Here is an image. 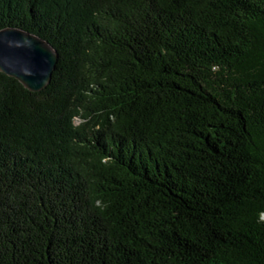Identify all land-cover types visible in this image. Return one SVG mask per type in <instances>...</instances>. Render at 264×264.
Here are the masks:
<instances>
[{
  "label": "trees",
  "instance_id": "1",
  "mask_svg": "<svg viewBox=\"0 0 264 264\" xmlns=\"http://www.w3.org/2000/svg\"><path fill=\"white\" fill-rule=\"evenodd\" d=\"M59 53L0 71V264H264V0H0Z\"/></svg>",
  "mask_w": 264,
  "mask_h": 264
},
{
  "label": "water",
  "instance_id": "2",
  "mask_svg": "<svg viewBox=\"0 0 264 264\" xmlns=\"http://www.w3.org/2000/svg\"><path fill=\"white\" fill-rule=\"evenodd\" d=\"M59 53L43 38L21 29L0 32V71L28 91L43 92L52 82Z\"/></svg>",
  "mask_w": 264,
  "mask_h": 264
}]
</instances>
